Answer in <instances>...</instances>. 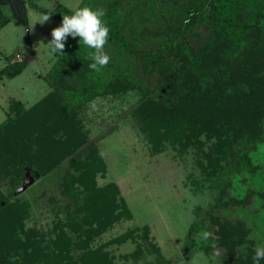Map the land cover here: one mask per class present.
<instances>
[{
  "label": "trees",
  "instance_id": "16d2710c",
  "mask_svg": "<svg viewBox=\"0 0 264 264\" xmlns=\"http://www.w3.org/2000/svg\"><path fill=\"white\" fill-rule=\"evenodd\" d=\"M5 3L10 4L13 16L23 22L27 5L51 14L59 26L63 15H71L74 10L60 2L47 9L33 0H0V29L11 19V15L4 14L2 6ZM85 5L105 12L103 20L110 31L104 51L110 56L109 63L99 72L91 69L89 53L95 50L83 45L79 37L69 36L64 51L56 54L46 74L51 90L28 108L23 102L14 101L15 115H7L0 123V136L14 138L12 123L22 120L17 124V135L21 139L16 142L19 146L16 156L27 155L26 165L32 173L44 176L61 163L65 146L67 152L74 151L87 142L78 114L93 97L121 96L130 89L142 91V100L132 109L131 115L147 135L154 152L163 149L165 140L175 147L188 137V131L197 133L201 126L195 127L193 121L202 115L203 120L210 123L208 130L218 129V133L210 134L211 138L209 135V140L213 141L206 149L202 142L198 144L194 163L205 176L215 177L213 188L216 192L207 208L195 206L196 219L188 227V242L183 248L196 244V250L209 253L214 240L213 229L220 224L218 232L224 231L226 239L231 238V233L238 234L231 248L235 247V259L229 262L225 258V263L254 264V249L264 243L250 237L245 220L235 218L229 222V210L237 201L226 192L232 175L246 170L252 172L256 167L251 163L250 153L264 142V112L258 109L252 122L243 126L240 115L246 108L245 103L250 106L248 99L230 108L228 120L222 118L220 110L222 102L232 95L229 88L232 69L241 70L248 55H258V60H264V0H81L76 8ZM6 59L0 68V80L15 77L26 67L23 59L11 56ZM260 71L264 74V68ZM154 75H158L159 82L161 79L171 82L167 93L155 91L156 83L151 87ZM212 96L216 97L215 105ZM182 100L188 106L187 111L179 110ZM43 103L52 106L34 113ZM24 138L28 143L39 140L43 146L33 152L25 151ZM51 146L54 149H50ZM56 146L64 147L63 151L56 150ZM88 151L87 156L74 165L80 173L77 178L80 187L76 189L74 181L68 179L60 184L61 193L70 198L65 207L71 211L67 220L56 226L57 254H44L35 246L25 251L24 257L15 264H136L145 249L146 253L161 256L160 248L149 237L148 225L127 229L119 237L95 245V239L121 219H130L132 212L115 182L98 185L96 177L105 174L106 164L96 146ZM3 152H0L3 165L7 160L15 161L13 165L25 163L9 151ZM178 153L181 154L179 150ZM16 169V176L10 182L12 188L20 183L24 172L22 167ZM254 194L255 188H246L245 194L238 199L241 209L250 208L249 201ZM1 200L4 204L0 203V233L7 239L4 216L15 206L4 194L0 195ZM255 211L257 214V208ZM67 226L75 236L69 234ZM129 240L135 247L128 253L118 254L122 262L116 261L109 247ZM74 248L79 251L77 257L72 253ZM129 260L132 262L128 263ZM0 264L4 262L0 260ZM260 264H264V260Z\"/></svg>",
  "mask_w": 264,
  "mask_h": 264
},
{
  "label": "rangeland",
  "instance_id": "374dc122",
  "mask_svg": "<svg viewBox=\"0 0 264 264\" xmlns=\"http://www.w3.org/2000/svg\"><path fill=\"white\" fill-rule=\"evenodd\" d=\"M80 1L33 0L39 7L47 9L53 8L57 2L75 9ZM2 8L6 16L11 15V19L0 29V68L5 65L9 56L25 60L26 67L19 75L0 80V123L7 115H15V108L12 105L14 101L19 100L28 108L51 90L46 74L52 67L56 54L61 53L51 51L47 45L51 40L52 29L59 26L57 21L50 16L46 23L38 22L42 15L48 13L26 5V20L23 22L13 16L10 4L5 3ZM251 52L256 51L251 49ZM257 58L258 55H248L242 63L241 70L232 69L233 77L229 84L232 95L222 102L220 111L223 112V119L228 120L230 108L237 106L243 99H248L250 106L245 103L246 108L240 115L241 125L245 126L244 123L252 122L256 114L264 112V74L260 71L264 68V60ZM157 77L158 75L153 76L151 87L156 83L155 91L167 93L172 87L171 82L167 79H161L159 82ZM188 81L189 78L186 79V82ZM142 96V91L130 89L121 96L118 94L96 96L86 102L78 115L82 118L87 142L74 151L67 152L65 146L61 163L44 176L32 173L30 167L26 165L27 155L16 156L15 150L19 148L16 142L21 139L17 135L19 130L17 124L22 123V120L12 123L15 127L12 131L14 138L0 136V152L9 151L16 159L25 162L24 164L18 162V165H13L16 162L8 160L5 165L0 163V195H6L9 202L15 206L12 212L9 211V214L4 216V228L8 232V238H3L0 233V260L4 264H15L24 257L25 251L32 250L35 246L41 248L44 254H57L56 226L59 222L66 221L71 211L65 207L66 201L70 202V198L61 193L60 184L64 179H68L70 182L74 181L76 189L80 187L77 182L80 173L74 169V165L77 160L87 156L89 148L93 145L97 147L106 164L105 174L96 177L98 185L115 182L132 212L130 219H121L95 239V245L119 237L127 229L148 225L149 237L160 248L161 256L152 252L146 253L148 251L145 249L144 255L136 264H226L225 258L229 262L235 259L233 258L235 247L231 248L232 241L238 234L231 233V238L226 239L224 231L218 232L220 224L213 229L214 240L209 253L196 250V244H191L188 249L183 248L188 242V227L196 219L193 212L195 206L207 208L216 192L213 188L215 177L205 176L194 163V152L201 142L206 149L213 141L209 140L212 136L210 134L218 133V129L215 131L210 127L212 131L208 130L210 123L208 120L204 121L200 115L193 121L195 127L201 126L200 129L197 133L194 130L188 131V137L185 136L182 140L184 146L180 142L178 146L175 144V147H172L165 140L163 149L154 152L147 135L140 130L131 115L132 109L139 104ZM215 98L212 96L214 105ZM50 105L43 103L34 113L38 114ZM185 106V101L182 100L179 110L187 111L188 106ZM208 115L206 117H209ZM24 140L25 151L33 152L43 146L39 140L33 139L32 143H28L26 138ZM63 148L56 146L58 151H63ZM50 149L54 148L51 146ZM52 155L50 156L53 157ZM250 159L252 165L256 166L252 172L242 171L230 178L226 193L237 202L227 216L230 223L233 222L231 219L235 218L245 220L250 228V237L264 243V142L259 143L250 153ZM17 166L22 167L24 172L20 183L12 188L10 182L16 176ZM247 187L255 188V194L249 201L250 208L245 207L244 211L238 199L245 194ZM0 203L3 205L4 201L1 200ZM65 229L70 231L68 226ZM69 234L75 236L71 231ZM134 247V243L129 240L119 245H111L109 247L111 249H108L116 261L122 262L117 255L128 253ZM72 253L77 257L79 251L74 248Z\"/></svg>",
  "mask_w": 264,
  "mask_h": 264
},
{
  "label": "clouds",
  "instance_id": "9594fccd",
  "mask_svg": "<svg viewBox=\"0 0 264 264\" xmlns=\"http://www.w3.org/2000/svg\"><path fill=\"white\" fill-rule=\"evenodd\" d=\"M50 16L51 14H44L38 22L44 24L49 21ZM104 16L103 9L90 5L74 9L71 15H63L62 24L51 31L48 47L53 52H63L69 36L79 37L83 45L95 50L89 53V59L92 61L89 67L99 72L110 61V56L104 51L110 31L103 20ZM252 259L254 264H260L261 260H264V246L255 247Z\"/></svg>",
  "mask_w": 264,
  "mask_h": 264
}]
</instances>
